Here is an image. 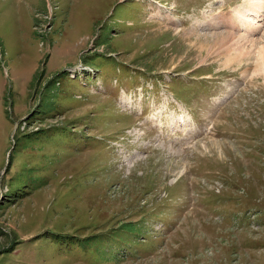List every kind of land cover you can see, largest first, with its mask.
<instances>
[{
  "label": "rangeland",
  "instance_id": "obj_1",
  "mask_svg": "<svg viewBox=\"0 0 264 264\" xmlns=\"http://www.w3.org/2000/svg\"><path fill=\"white\" fill-rule=\"evenodd\" d=\"M249 7L0 0V264H264Z\"/></svg>",
  "mask_w": 264,
  "mask_h": 264
},
{
  "label": "bare ground",
  "instance_id": "obj_2",
  "mask_svg": "<svg viewBox=\"0 0 264 264\" xmlns=\"http://www.w3.org/2000/svg\"><path fill=\"white\" fill-rule=\"evenodd\" d=\"M253 1V6H254V8L253 7H249L248 8V10L250 9V10H253V9H255V7L257 8V9H255V13H256V15L257 14H259V12H260V8H263L264 7V0H252ZM243 10V9H242ZM249 10V11H250ZM244 11V10H243ZM254 11V10H253ZM247 11H245L244 13H242L244 16H245V18H243V20L240 22L241 23V25H243V26H246V30H248V29H251V30H253V31H255V30H257L258 29V26L257 25H259L258 24V22L256 21V22H254V19H252V20H249V18H247L248 16H246V13ZM253 13V12H252ZM261 15V14H260ZM232 22H235V20H233ZM253 24V25H252ZM262 51V55L264 56V48L261 50ZM184 118V117H183ZM179 121V120H178ZM178 123V122H177ZM181 123V122H180Z\"/></svg>",
  "mask_w": 264,
  "mask_h": 264
}]
</instances>
